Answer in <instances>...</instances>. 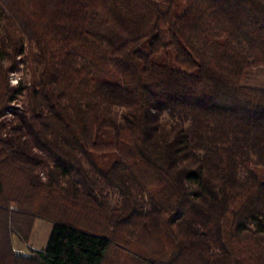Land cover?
<instances>
[{
    "label": "trees",
    "instance_id": "16d2710c",
    "mask_svg": "<svg viewBox=\"0 0 264 264\" xmlns=\"http://www.w3.org/2000/svg\"><path fill=\"white\" fill-rule=\"evenodd\" d=\"M254 71L264 0H0V264H264Z\"/></svg>",
    "mask_w": 264,
    "mask_h": 264
},
{
    "label": "rangeland",
    "instance_id": "374dc122",
    "mask_svg": "<svg viewBox=\"0 0 264 264\" xmlns=\"http://www.w3.org/2000/svg\"><path fill=\"white\" fill-rule=\"evenodd\" d=\"M21 76V73L11 74L10 75V84L15 85L18 77ZM247 81V82H246ZM243 82V84L248 86H259L264 87V72L254 71L247 80ZM9 107H13V105H9ZM9 109V108H8ZM10 111V110H8ZM6 111V112H8ZM10 116H6L3 118L4 120L9 119ZM42 180L44 181V172L40 174ZM114 199V196L112 195ZM52 229L51 222L44 219H37L33 225L32 233L30 240L27 245L18 244L16 242L13 252L16 256H20L22 258H26L29 255L30 250L40 251L45 248L47 241L49 239L50 233ZM23 255H26L23 257ZM109 264V263H106Z\"/></svg>",
    "mask_w": 264,
    "mask_h": 264
},
{
    "label": "built area",
    "instance_id": "2783aa9c",
    "mask_svg": "<svg viewBox=\"0 0 264 264\" xmlns=\"http://www.w3.org/2000/svg\"><path fill=\"white\" fill-rule=\"evenodd\" d=\"M26 256V255H23V257Z\"/></svg>",
    "mask_w": 264,
    "mask_h": 264
}]
</instances>
